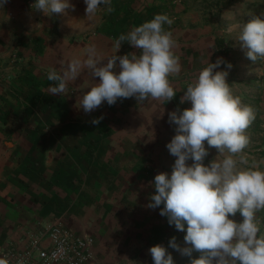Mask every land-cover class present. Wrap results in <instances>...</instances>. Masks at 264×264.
<instances>
[{"label": "clouds", "instance_id": "9594fccd", "mask_svg": "<svg viewBox=\"0 0 264 264\" xmlns=\"http://www.w3.org/2000/svg\"><path fill=\"white\" fill-rule=\"evenodd\" d=\"M7 3L0 0V9ZM84 3L88 20L102 5L108 13L114 11L112 0ZM31 7L46 15H66L68 10H75L70 0H35ZM173 23L168 14L154 15L127 34H120L113 54L107 57H101L96 45L90 44L84 58H73L60 72L55 68L48 71V94L66 95L68 83L87 71L99 82L78 98L77 106L85 113L104 102L114 105L121 98L134 97L138 104L149 99L172 101L176 91L170 77L181 73L180 57L173 51L176 41L165 28ZM237 40L253 63L264 58V19L254 16L243 24ZM124 42L139 54L116 55ZM224 63L223 58L208 62L180 98L181 104L188 101L191 107L182 111L177 107L168 113L176 134L166 147L176 159L170 175L161 172L154 177L156 191L147 207L163 205L160 215L166 216L177 231L186 232L185 246L181 247L173 236L169 247L189 257V264H264V233L257 218V213L264 211V169L256 162L249 164L244 155L250 143L246 131L256 113L234 94L226 79L229 72L216 70ZM226 68L230 70L232 64L227 63ZM102 119L94 118L91 123L98 125ZM211 148L218 155L205 165ZM237 213L241 222L234 219ZM149 252L154 264H175L161 244L152 246ZM193 253H198V258H193ZM0 264L7 262L0 260Z\"/></svg>", "mask_w": 264, "mask_h": 264}, {"label": "crops", "instance_id": "0c3cea01", "mask_svg": "<svg viewBox=\"0 0 264 264\" xmlns=\"http://www.w3.org/2000/svg\"><path fill=\"white\" fill-rule=\"evenodd\" d=\"M187 1L180 6L167 3L166 14L174 23L165 28L176 41L175 54L181 62L178 76L187 72L195 80L208 62L215 63L222 57L216 32L202 26L200 12L194 6L186 7ZM7 4L22 5L24 0H8ZM3 14L0 9V19ZM1 33L0 30V66L8 54L4 53L7 47L2 44ZM205 35L214 41L207 48L210 54L205 56L206 61L201 56ZM23 53L42 52L33 46ZM225 62L216 70H227L226 64L233 63L230 59ZM229 73L231 78L234 72ZM173 85L174 99L179 102L186 90L184 82L179 80ZM240 98L256 113L246 131L250 140L255 139L250 141L248 152H261L264 158V95ZM11 99L19 100L13 92L2 95L1 107ZM183 105L191 107L188 101ZM15 106L0 109V250L10 245L22 249L34 236H41L40 242L45 244L44 228L61 222L75 234L94 238L90 264H154L149 249L163 245L164 239L163 246L175 264L184 261L185 256L169 247L168 233L172 229L167 217L160 215L163 205L147 207L156 191L151 141L134 138L124 125L113 129L118 136L112 140L106 139L103 124L98 125L96 137H90L87 123L52 124L49 114L55 113L53 109L34 112L19 109L20 103L15 102ZM214 157L215 154L212 160ZM257 163L264 169V160ZM161 172L169 174L168 167L160 165ZM257 218L262 232L264 211ZM177 243L185 246L184 239H177Z\"/></svg>", "mask_w": 264, "mask_h": 264}, {"label": "rangeland", "instance_id": "374dc122", "mask_svg": "<svg viewBox=\"0 0 264 264\" xmlns=\"http://www.w3.org/2000/svg\"><path fill=\"white\" fill-rule=\"evenodd\" d=\"M168 2L172 6L183 5V0H112L113 12L108 13L102 5L91 20L86 17L84 0H70V3L75 5V10H68L66 15H46L35 11L31 7L35 0H24L22 5L6 4L0 19V30L4 38L2 44L7 47L4 53L8 52L0 66V109L16 107L15 102L21 104L18 107L21 110L34 109L32 111L41 112L44 109H53L55 113L49 114L52 124L87 123L90 137L94 136V138L98 125L103 124L107 140L118 136V133L113 132L116 126H127L134 138H146L151 141L149 150L153 157V176L160 173V165L167 166L170 175L176 157L169 153L166 145L176 134V126L168 122V113L176 110L177 107L182 111L188 108L187 106L174 98L167 103L149 99L146 103L138 104L133 97L118 99L111 106L104 102L91 113H85L77 106L78 98L90 90L95 82L98 83L99 78H92L85 71L77 80L68 83V93L62 96L48 94V86L51 82L47 80L50 69L55 68L60 72L73 58H84L85 49L90 44L96 45L101 57L113 54L114 42L120 34H127L133 27L150 21L158 13L166 14L165 6ZM187 2L186 7L194 6L195 11L200 12L202 26L206 30L211 29L212 33L216 32L218 53L223 60L233 61L231 70L234 73L231 78L227 76V82L234 94L239 97L255 96L258 93L260 96L264 95V58H259L253 63L246 57V50L237 40L243 24L254 16L264 19V0H199L198 3L197 0H188ZM203 37L202 46L205 51H202L201 56L206 61L205 56L210 54L207 48L214 41L208 35ZM33 46L39 47L42 53L40 55L23 53ZM176 50L177 48L174 47L173 51ZM131 52L139 54V50L124 42L116 55L122 56ZM203 59L202 65H204ZM231 70L227 69L228 72ZM192 78L193 76L186 72L182 76L170 77V82L174 86L173 82L182 80L186 89L188 83L195 81ZM6 92L16 93L19 100H8V104L1 107L4 104L2 95ZM24 94L25 97L20 96ZM41 94L43 98H39ZM101 116L103 119L98 125L91 123L94 118ZM126 131L128 132V129ZM254 140L252 137L250 141ZM205 146L207 147L206 143ZM214 154L215 159L218 155L217 150L209 149V155L204 160L205 165L212 161ZM260 154L261 152H248L247 148L244 150L249 164L257 163L260 159L264 160ZM187 163L191 164L192 161L189 160ZM234 219L237 222L242 221L239 213ZM171 229L168 233V241L173 236L181 240L184 238L186 232L177 231L174 225H171ZM198 255L193 253V258H198ZM189 259L185 256L181 264H189Z\"/></svg>", "mask_w": 264, "mask_h": 264}, {"label": "built area", "instance_id": "2783aa9c", "mask_svg": "<svg viewBox=\"0 0 264 264\" xmlns=\"http://www.w3.org/2000/svg\"><path fill=\"white\" fill-rule=\"evenodd\" d=\"M42 237H31L22 249L10 245L0 250V260L7 264H90L93 258L94 238L78 235L61 222L44 228ZM165 243V239H164ZM163 243V245H164Z\"/></svg>", "mask_w": 264, "mask_h": 264}]
</instances>
